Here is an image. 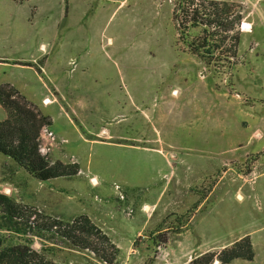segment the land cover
Segmentation results:
<instances>
[{"label": "rangeland", "instance_id": "obj_1", "mask_svg": "<svg viewBox=\"0 0 264 264\" xmlns=\"http://www.w3.org/2000/svg\"><path fill=\"white\" fill-rule=\"evenodd\" d=\"M224 1L242 19L205 59L176 0H0V84L46 117L42 152L77 167L38 181L0 154V192L45 217L87 215L119 249L111 264H187L244 236L254 257L227 264H264V0Z\"/></svg>", "mask_w": 264, "mask_h": 264}, {"label": "trees", "instance_id": "obj_2", "mask_svg": "<svg viewBox=\"0 0 264 264\" xmlns=\"http://www.w3.org/2000/svg\"><path fill=\"white\" fill-rule=\"evenodd\" d=\"M231 14V7L224 0H176L173 10L182 38H189L197 31L194 39H186V43L192 53L205 59L209 50L218 48L223 40L216 38H225L241 21L240 12L230 18ZM205 61L210 65V61ZM0 104L6 112V118L0 120V154L38 181L77 173L75 165L52 161L41 151L40 133L49 123L17 89L0 84ZM36 238L41 241L39 250L32 246ZM61 243L87 250L109 264L119 252L108 235L87 215L66 220L45 217L0 192V264H55L47 257L46 250ZM253 257L251 241L244 236L217 253L199 254L187 264H212L214 260L227 264L233 259L251 260Z\"/></svg>", "mask_w": 264, "mask_h": 264}, {"label": "built area", "instance_id": "obj_3", "mask_svg": "<svg viewBox=\"0 0 264 264\" xmlns=\"http://www.w3.org/2000/svg\"><path fill=\"white\" fill-rule=\"evenodd\" d=\"M40 136H41V139H42V142H43V139L46 137H52V132L50 131H47L45 128H42V131L40 133ZM41 151H43V146H41Z\"/></svg>", "mask_w": 264, "mask_h": 264}, {"label": "bare ground", "instance_id": "obj_4", "mask_svg": "<svg viewBox=\"0 0 264 264\" xmlns=\"http://www.w3.org/2000/svg\"><path fill=\"white\" fill-rule=\"evenodd\" d=\"M249 27V25L246 22L242 23V29L247 30V28ZM173 94L175 93V91L172 92ZM48 101V100H47ZM216 262V261H215Z\"/></svg>", "mask_w": 264, "mask_h": 264}, {"label": "crops", "instance_id": "obj_5", "mask_svg": "<svg viewBox=\"0 0 264 264\" xmlns=\"http://www.w3.org/2000/svg\"><path fill=\"white\" fill-rule=\"evenodd\" d=\"M44 69V68H43Z\"/></svg>", "mask_w": 264, "mask_h": 264}]
</instances>
